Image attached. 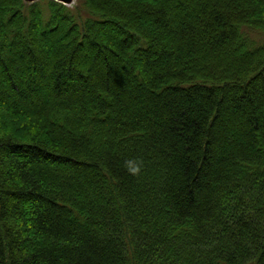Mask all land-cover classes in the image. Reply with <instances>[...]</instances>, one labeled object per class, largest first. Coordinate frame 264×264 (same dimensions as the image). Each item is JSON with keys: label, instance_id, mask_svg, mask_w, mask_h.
I'll return each instance as SVG.
<instances>
[{"label": "trees", "instance_id": "trees-1", "mask_svg": "<svg viewBox=\"0 0 264 264\" xmlns=\"http://www.w3.org/2000/svg\"><path fill=\"white\" fill-rule=\"evenodd\" d=\"M252 33L264 0H0V264H264Z\"/></svg>", "mask_w": 264, "mask_h": 264}, {"label": "rangeland", "instance_id": "rangeland-1", "mask_svg": "<svg viewBox=\"0 0 264 264\" xmlns=\"http://www.w3.org/2000/svg\"><path fill=\"white\" fill-rule=\"evenodd\" d=\"M75 5V0H72L71 1V3L68 5L69 7H73ZM256 33H252V34H250V36L251 37H255V39L257 40V41H261V40H264V37L263 36H258V35H256Z\"/></svg>", "mask_w": 264, "mask_h": 264}, {"label": "water", "instance_id": "water-1", "mask_svg": "<svg viewBox=\"0 0 264 264\" xmlns=\"http://www.w3.org/2000/svg\"><path fill=\"white\" fill-rule=\"evenodd\" d=\"M25 1H28V2H34L35 0H25ZM53 1H56V2H59V3H62L64 5H68L71 3L72 0H53Z\"/></svg>", "mask_w": 264, "mask_h": 264}, {"label": "clouds", "instance_id": "clouds-1", "mask_svg": "<svg viewBox=\"0 0 264 264\" xmlns=\"http://www.w3.org/2000/svg\"><path fill=\"white\" fill-rule=\"evenodd\" d=\"M131 171L132 172H136V171H138V169L137 168H132Z\"/></svg>", "mask_w": 264, "mask_h": 264}]
</instances>
